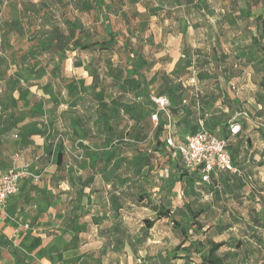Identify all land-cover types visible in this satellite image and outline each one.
I'll return each mask as SVG.
<instances>
[{"label":"rangeland","instance_id":"rangeland-1","mask_svg":"<svg viewBox=\"0 0 264 264\" xmlns=\"http://www.w3.org/2000/svg\"><path fill=\"white\" fill-rule=\"evenodd\" d=\"M106 1L113 10L111 18L116 34V41L111 44L106 43L108 37L100 24L102 16L90 0H0V151L13 156L31 134L56 143L63 140L59 148L62 153L54 147L52 160L65 174L75 172L80 176L78 192L90 188L92 179L88 175H96L92 188L102 186L109 193L107 214L114 216L121 212L126 216L123 232L113 229L111 233L125 239L126 247L133 245L131 255L135 263L175 264L171 263L169 252L181 241V236L173 228L171 218L158 219L150 228L143 222L144 218L155 217V210L162 204V187L173 168L179 167L178 160L171 159L154 138L156 126L150 119L149 95H167L175 89L171 82L182 74L184 63L188 62L192 77L204 82L203 87H198L197 99L203 96L206 99L203 110L215 114L212 118L218 125L213 133L222 134L225 124L244 116V112L249 120L247 128L261 126L258 122H262L260 128L264 130V105L255 101L258 88L252 74L248 76V57L256 70L264 62L258 50L252 48L250 34L245 30V26L254 30L257 16L262 10L264 13V1L262 4L257 0ZM177 1L187 5L176 4ZM171 32L178 38H171ZM182 39L184 51L180 47ZM56 40L55 44L64 43L63 51L46 49V43ZM94 41L99 42L97 47L72 48L74 43ZM171 44L184 57L171 52ZM195 50L202 63L196 59ZM130 67L145 76V86H138L137 77L127 72ZM208 80L221 81L223 86L217 87L218 94L208 92ZM221 91L228 99L219 97ZM179 95L174 96L169 111L177 132L174 138L183 141L190 125L198 126L196 118L194 122L198 105L192 97L195 95L186 87ZM189 96L192 113L187 115L181 106L188 103H182L181 97ZM230 100L233 104L228 103ZM198 104L202 105L201 100ZM73 120H77V128ZM220 174L217 173V179ZM215 186L216 178L201 182L196 174L187 173L169 194L172 206L188 203L201 210L198 219L203 227L200 230L193 227L192 236L203 242L226 239L224 248L229 250V246L240 244L242 231L253 235L252 241L264 250V227L248 225L252 219L245 211L247 203L237 205L231 198L220 197ZM257 195L256 202L260 203V194ZM219 201L235 213L226 217ZM235 208L241 212L237 213ZM5 209L6 206L0 211V241L10 238L15 227V219L4 217ZM256 217L263 221L261 216ZM226 222L234 228L223 231L221 226ZM23 223L29 225L31 220ZM28 227L23 228L22 224L15 227L16 237H32L33 225ZM69 229L72 228L66 225L65 231ZM60 232L58 228L53 234ZM17 238L13 240L25 258L23 241L18 243ZM242 239L253 248L252 242ZM34 242L36 237L30 239L27 247ZM263 252L259 254L261 259ZM249 255L253 257V253ZM241 256L242 253L231 255L230 259L233 264H252L251 259L242 261ZM0 264L21 263L16 261L10 247H0Z\"/></svg>","mask_w":264,"mask_h":264},{"label":"crops","instance_id":"crops-1","mask_svg":"<svg viewBox=\"0 0 264 264\" xmlns=\"http://www.w3.org/2000/svg\"><path fill=\"white\" fill-rule=\"evenodd\" d=\"M171 38L176 39L178 35L174 36V33L171 32ZM173 43L176 46L175 41ZM171 45L173 46V44ZM175 46L172 47L171 52H177L173 50L176 48ZM176 54L182 56L178 52ZM173 63L174 61L170 68H172ZM189 68L192 69V66L190 65ZM250 75L251 73L248 72L249 77ZM175 79L172 82H181L182 86L195 95L192 97L193 100L197 101L198 111L194 114V122L195 118L199 122L215 116V114H207L203 110L204 102H206L203 96L200 99L202 105L198 104L200 100L197 99V91L199 86H204L202 80L192 77V74H189V78L186 80H182L180 75ZM222 86L221 81H213L206 87L210 89L208 92L214 95L215 92L216 94L219 93L217 87ZM190 98L191 96L182 98L181 102L189 104ZM188 104H182V112L188 109ZM172 127H174V122ZM188 133V135L192 134L191 132ZM242 135L234 140L237 149H239L235 164L238 171L234 174L221 173L219 179L216 176L218 172H213V175L216 178L215 187L218 188L219 196H223L225 199L231 198L237 202V205L241 202L247 203L248 206H246L245 211L250 217L249 215L252 214L250 208L254 207L252 201L259 200L257 194H260V210L264 213V158L258 163V152L264 147V137L252 128H245ZM38 136L31 134L30 139L23 143L21 150L17 151L20 153V158L15 157L16 152L10 156L8 152L0 151V167L13 168L27 164L31 172L40 176L38 180L28 177L19 181L16 193L10 196L7 201L4 214L5 218L15 219L13 224L16 228L21 224L23 225L25 220H31L33 227L31 224L28 226L33 228L31 235L39 239L38 243L27 247L32 237L23 235L20 237L19 235L20 238L18 239L17 233L14 236L15 227L11 231L13 238L10 236L7 239L11 240L15 247L17 246L14 238H17L18 243L23 241L21 248L27 254L23 258L31 264H136L131 255L133 245H129L131 247L129 249L126 247L125 239L113 237L111 233L113 229H121L123 232L126 226V216L121 212L114 216L107 214L109 193L102 186L96 189L92 188L95 184L96 175L93 173L88 175V179H92V183H89V187L92 189L85 187L84 191L78 192L77 183L80 176H77L75 172L65 174L63 168H59L58 163L52 160L54 141L49 140L50 138L40 139ZM248 136L250 137V144L246 142ZM257 142L259 146H257ZM67 182L70 185L66 186ZM219 203L221 205V201ZM255 204L257 203L255 202ZM221 207L225 210L226 217L235 213L233 209L226 207V203H223ZM237 210L239 209L235 208V211L239 213ZM247 223L253 228H260L252 221ZM66 225L72 229L65 231ZM58 228L61 229V232L59 235H54L53 232H57ZM221 228L223 231L232 230L234 225L226 222ZM246 233L240 232L241 237L238 241L240 239L241 241L239 245L235 243L232 247L229 246V250H225L223 246L219 253L225 254V251H229L230 255L227 256V261L230 264H233L230 259L231 255L235 256V254L239 255L240 253L243 254L240 258L242 261H246L248 258L251 259L252 264H264V250L260 244L252 241L254 237L250 233ZM248 235L251 238H248ZM242 238H247L249 242H252L253 248H249L248 242ZM70 241L74 242V245H71ZM128 243L130 242L128 241ZM65 247L67 248L65 249ZM256 251L258 255L263 252V259L256 254ZM250 253H253V257L249 255ZM193 260L177 259L176 262L171 263L195 264L198 259L194 257Z\"/></svg>","mask_w":264,"mask_h":264},{"label":"trees","instance_id":"trees-1","mask_svg":"<svg viewBox=\"0 0 264 264\" xmlns=\"http://www.w3.org/2000/svg\"><path fill=\"white\" fill-rule=\"evenodd\" d=\"M90 1L92 3L93 7L96 8L97 11L102 16L100 24H101V27H102L104 34H106L108 37L106 43L111 44V43L115 42L116 41V34H115V31H114L113 26H112V18H111V15L113 14V10L110 8V6L106 0H90ZM189 1H191V0H189ZM257 1L262 4L264 0H257ZM176 4L184 5L183 2H181V1H177ZM186 5L187 4H185L184 6H186ZM245 30H247L248 33L250 34V44H251L252 48L254 47L256 50H258V52L260 53V57L264 62V13H263V10L256 18V25H255L254 30L248 26H245ZM62 38H63V36H58V39H62ZM56 42H57V40L53 41V42L46 43L45 44V47H47L46 49L63 51L64 43L61 45H58V44H55ZM183 43L184 42L182 39V41L180 43V47L181 46L183 47ZM97 45H99V42H97V41L81 42V43H74L72 48L85 50V49L97 47ZM184 50L185 49L183 47L182 51H184ZM195 51H196V54H195L196 59L198 60V62L202 63L200 58H197L198 57V51L197 50H195ZM181 54H182L181 57H184V53H181ZM248 59L250 61L252 60L251 57H248ZM129 61H130V64L133 62L131 60V58ZM250 61L248 62V65L250 66V73L252 74L253 81L258 88V91L255 94V97H256L255 101L257 104H263L264 105V66H262L260 69L256 70L255 65H252V62H250ZM189 66L190 65L188 62L184 63V71L180 75L182 80H186L189 78V74L191 71ZM127 72L130 75L137 77V84L140 88L142 86L146 85L147 82H146L145 76L142 74H139V71L136 68L130 67V69H128ZM213 81L214 80H208L206 82V84L208 85L210 82L212 83ZM214 82H218V81H214ZM171 83H174L175 89H173L171 92H168L166 95L170 101V108L172 107V100H173L174 96H180L179 94L185 90V87L181 85V82H177V83L171 82ZM219 97H221L222 100L228 99V96L225 94V92H222V91H221V95ZM181 99H182V97H181ZM232 101L233 100H230V102L228 101V103L233 104ZM191 103L192 102L190 101L188 104V109H186L187 115L192 113ZM244 113L246 114V112H244ZM249 113L251 114L250 117H253V114L251 112H249ZM260 115H262V113H260ZM210 119H212V120H210ZM210 119L209 120L203 119V124L207 130L212 132L213 128H215L218 125V123H217V120L213 121V119H215V118H210ZM231 122H236L240 126L239 132L237 134L232 135L231 139L229 140V142L227 144V150L230 154V158L235 165L236 160L238 158L237 156H238L239 149H237V146L235 145L234 140L239 135L243 136L242 132H243V130H245V128H247L246 126L249 123V120H248V117H245V115L240 117V118L234 117L233 119L228 121L227 124H225L226 130L218 136H222V137L230 136L228 126ZM72 124L74 125V128L78 127L77 120H73ZM258 125L262 126V122H258ZM261 126H254V127L252 126L251 128L256 129L257 132L260 134V136L264 137V130L262 128H260ZM197 129H198V126L196 127L195 124L190 125V132L192 134L195 133L197 131ZM176 133L177 132H176L175 126H174V135H176ZM164 136H165V130H164L162 124L159 123V125L156 127V130L154 133V138L158 144L162 145L163 149L167 150V153L171 157V159L178 160L179 167L175 166V168H173V173L170 176L169 180L167 181V184L164 187H162V191H163L162 204L159 206V208H157L155 210V212H156L155 217L153 219H149V218L143 219L145 227L150 228L155 223V221L158 219L171 218L173 228L175 230L179 231V234L181 236V241L169 252V258H170L171 262H174L177 259L194 261L193 258L195 257L198 259L197 262H195V264H230L227 261V256H228L229 252H226L225 254L219 253V250L226 244L225 240L216 241L214 239H211V240H206L205 242H203L201 239L192 236L193 235V227H195L196 230H200L203 227L200 220L198 219V217L201 214V210L200 209H196V210L193 209L188 203L183 204L182 206H172L171 201L169 200V194L171 193L174 185L177 182H179L184 175H186L187 173L196 174L198 176L199 180L201 182H203V181L201 180V176H200V173L198 171L186 170L182 165L180 157L179 156H174V157L172 156L171 148L166 146V144L163 140ZM62 141L63 140H59L58 143H56V141H55L53 148L57 146V148L59 149L62 146V143H63ZM246 142L250 144V137L249 136L247 137ZM124 145H126V144H124ZM58 152L62 153L61 149H59ZM258 156H259L258 163H260L261 160L264 158V147L261 150H259ZM218 173H223V172H218ZM213 174H214L213 172L210 174V178L215 179ZM254 198H255V196H254ZM255 202L256 201H254V200L252 201V204L254 203V207L250 208V210L252 211V214H250L249 216L251 217L252 221L256 222L253 224L259 225L260 227L263 228L264 227V213L260 210L261 204L257 203V202H256L257 204H255ZM257 215L259 217L261 216L262 217L261 219L263 221H261L260 219L258 220L256 217ZM259 229H261V228H259ZM251 236L254 237L253 235H251ZM38 240L39 239L36 238V242H34L32 244V246L36 245L38 243ZM0 247H2V248L10 247V250L13 253L16 261L20 262L21 264H31V263L27 262L20 255L17 247H15L13 245L11 240H9L7 238L1 240L0 241ZM147 264H152V262L148 261Z\"/></svg>","mask_w":264,"mask_h":264},{"label":"built area","instance_id":"built-area-1","mask_svg":"<svg viewBox=\"0 0 264 264\" xmlns=\"http://www.w3.org/2000/svg\"><path fill=\"white\" fill-rule=\"evenodd\" d=\"M149 100L152 106L150 119L156 127L159 123L162 124L165 130L163 140L166 146L171 148L173 157H180L186 170L198 171L203 182L210 180L212 172L236 173L238 171L227 150V144L232 135L240 130L238 123L231 122L228 126L230 136L222 137L207 130L203 121H199L195 133L187 135L183 141H177L174 138L169 98L166 95L150 94ZM15 157L20 158V153L17 152ZM28 177L38 180L40 176L31 172L27 164L13 168L0 167V211L5 208L9 197L16 193L19 181ZM27 227V224H23V228ZM16 233L17 230L14 231V236Z\"/></svg>","mask_w":264,"mask_h":264}]
</instances>
